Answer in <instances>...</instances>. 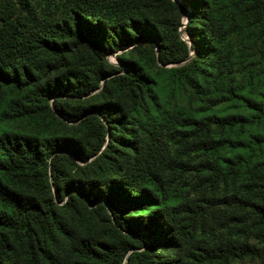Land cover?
Instances as JSON below:
<instances>
[{"label":"trees","instance_id":"trees-1","mask_svg":"<svg viewBox=\"0 0 264 264\" xmlns=\"http://www.w3.org/2000/svg\"><path fill=\"white\" fill-rule=\"evenodd\" d=\"M0 264H264V0H0Z\"/></svg>","mask_w":264,"mask_h":264},{"label":"rangeland","instance_id":"rangeland-1","mask_svg":"<svg viewBox=\"0 0 264 264\" xmlns=\"http://www.w3.org/2000/svg\"><path fill=\"white\" fill-rule=\"evenodd\" d=\"M185 17L183 18V22H182V25H180V33H181V36L183 37V38H186V35H185V33H184V31H183V24H184V22H185ZM116 52H119V50H117V51H115L114 53H108V55H107V59L110 61V62H113V63H116L117 62V60H116V58H115V53Z\"/></svg>","mask_w":264,"mask_h":264}]
</instances>
